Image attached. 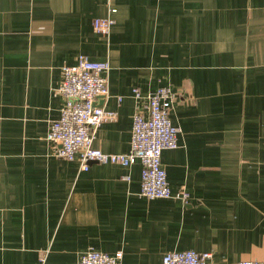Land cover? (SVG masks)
I'll return each instance as SVG.
<instances>
[{
    "label": "crops",
    "instance_id": "1",
    "mask_svg": "<svg viewBox=\"0 0 264 264\" xmlns=\"http://www.w3.org/2000/svg\"><path fill=\"white\" fill-rule=\"evenodd\" d=\"M105 17L109 37L93 27ZM82 54L111 66L105 153L130 152L149 94L177 95L162 163L187 203L142 197L140 161L82 171L53 154L62 67ZM91 248L121 264L264 261V0H0V264H77Z\"/></svg>",
    "mask_w": 264,
    "mask_h": 264
},
{
    "label": "built area",
    "instance_id": "2",
    "mask_svg": "<svg viewBox=\"0 0 264 264\" xmlns=\"http://www.w3.org/2000/svg\"><path fill=\"white\" fill-rule=\"evenodd\" d=\"M117 9H111L115 14ZM115 25L112 17L93 21L95 32L109 37ZM109 61L95 62L88 56L78 57L76 65L62 67L63 81L58 93L64 103L58 120L49 128L47 141L54 146L53 154L63 160L77 161L82 171L92 164L121 165L127 168L138 161L142 164L140 195L154 199H172L186 202L187 194H172L162 163V153L179 146L180 129L172 124L170 112L177 95L170 88L161 87L146 97L143 106H137L133 116L131 150L128 153L109 154L94 146L101 125L118 118L115 111L104 108L102 103L110 98ZM137 99L143 98L134 89ZM119 102L122 101L120 97ZM129 180V178L127 177ZM187 203V202H186ZM213 253L173 251L163 257V264H211ZM123 252L115 255L101 253L93 248L84 253L77 264H121ZM44 262V259H42ZM237 264H264V261L242 260Z\"/></svg>",
    "mask_w": 264,
    "mask_h": 264
}]
</instances>
